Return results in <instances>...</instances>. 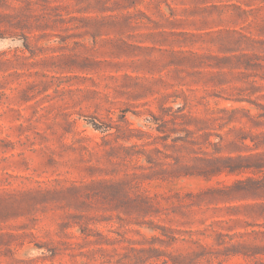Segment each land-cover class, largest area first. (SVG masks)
<instances>
[{
    "label": "rangeland",
    "instance_id": "obj_1",
    "mask_svg": "<svg viewBox=\"0 0 264 264\" xmlns=\"http://www.w3.org/2000/svg\"><path fill=\"white\" fill-rule=\"evenodd\" d=\"M161 1L0 0V264L264 262V0Z\"/></svg>",
    "mask_w": 264,
    "mask_h": 264
},
{
    "label": "trees",
    "instance_id": "obj_2",
    "mask_svg": "<svg viewBox=\"0 0 264 264\" xmlns=\"http://www.w3.org/2000/svg\"><path fill=\"white\" fill-rule=\"evenodd\" d=\"M43 1H45L46 11L41 16H42L43 19H46V21L49 22V21L54 19V18L52 19V17L54 15H56L55 11L58 10V8H56V7H48V4L53 2V1H55V0H43ZM126 1H127L126 4H124V6H123L124 8H126V9L134 8L136 10L138 9L137 8V4L139 3L140 0H126ZM161 2H162L161 0H151V2H150L151 4H155L156 3L157 14L160 17L159 20H154L150 15H148L145 12H143L142 10H137L136 11V15H130L129 21L130 20H134L135 23L145 24L146 22L144 20H147L152 28H154L156 30H160L157 33L158 35L164 36V35L171 34L172 36H178L179 35L178 33H176L175 31H172L176 27L177 20L171 19V17H174L175 15L173 14L172 10H171L170 15L164 14L162 12V10L160 9ZM53 21L57 22L55 19ZM168 30H171V31H168ZM240 35H241L240 36L241 39H237L230 32H227V35H226L227 36L226 37L227 43L231 44V45H235V44L241 43L243 39H245V40L247 39L250 42H255L254 39L249 38V36L247 37V35H244L241 32H240ZM177 43L178 44H182L183 42H181L180 40H177ZM178 59H179L178 60V64L179 65H192V64H194V62L190 58H187V57H183L181 59L178 58ZM252 167L257 172L264 171V154L256 155V162L253 164ZM176 259L178 261L181 258L177 257ZM257 264H264V262L260 261Z\"/></svg>",
    "mask_w": 264,
    "mask_h": 264
}]
</instances>
